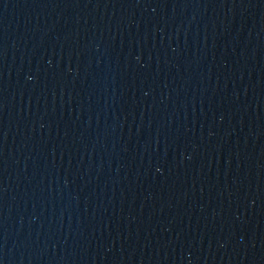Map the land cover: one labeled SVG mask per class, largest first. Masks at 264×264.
I'll return each mask as SVG.
<instances>
[{"label": "water", "instance_id": "obj_1", "mask_svg": "<svg viewBox=\"0 0 264 264\" xmlns=\"http://www.w3.org/2000/svg\"><path fill=\"white\" fill-rule=\"evenodd\" d=\"M0 264H264V0H0Z\"/></svg>", "mask_w": 264, "mask_h": 264}]
</instances>
